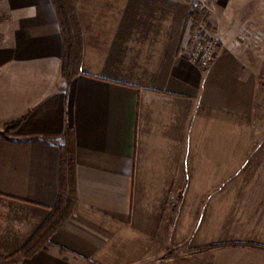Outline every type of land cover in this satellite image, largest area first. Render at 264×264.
<instances>
[{
	"label": "crops",
	"instance_id": "0c3cea01",
	"mask_svg": "<svg viewBox=\"0 0 264 264\" xmlns=\"http://www.w3.org/2000/svg\"><path fill=\"white\" fill-rule=\"evenodd\" d=\"M73 2L84 55L82 73L67 83L51 0H0V133L25 118L0 135V258L19 255L55 208L68 130L73 216L45 251L17 264L200 258L163 252L184 245L193 227L207 229L203 216L190 222L191 198L216 203L223 182L239 181L251 164L264 190V0ZM194 7L207 10L221 44L207 70L188 56ZM217 212L211 229L221 231ZM202 235L187 242L204 246ZM217 250L214 264H227Z\"/></svg>",
	"mask_w": 264,
	"mask_h": 264
},
{
	"label": "rangeland",
	"instance_id": "374dc122",
	"mask_svg": "<svg viewBox=\"0 0 264 264\" xmlns=\"http://www.w3.org/2000/svg\"><path fill=\"white\" fill-rule=\"evenodd\" d=\"M207 27L210 29L209 25ZM212 33L215 35L213 30ZM256 122L257 125H263L262 118L258 119L256 117ZM255 158H259L255 162L261 161V150ZM227 168L231 169L230 165ZM258 168L259 166L255 164L248 165L240 174L239 181L236 179L224 181L222 198H216V203L214 196H209L204 199V204H199L198 199L191 198V201H189L190 207H192L190 222L193 223L194 220L196 222L198 218L203 216L205 217L207 229L197 230L193 227L189 231V237L187 236L188 231H185L184 237H188L189 239L186 238L184 245L167 246L165 249L163 248V252L176 254L188 253L201 255V257H193L184 262H175V264H214L213 255L217 249L222 250V252L217 250L219 253H223L227 258L229 257L227 264L232 263L230 261V255H236L238 257L236 259L238 264H264V190L263 182L254 180L255 174L261 172L257 170ZM215 209L217 218L219 217L218 210L222 216L221 231L219 229H211V227L214 228L215 224ZM204 210H206L205 214L201 215V211L203 212ZM198 233L203 234L202 237L206 234L205 240L208 241L206 245L196 246L187 242L188 240H192L193 237H196ZM202 255L207 256L204 258Z\"/></svg>",
	"mask_w": 264,
	"mask_h": 264
},
{
	"label": "trees",
	"instance_id": "16d2710c",
	"mask_svg": "<svg viewBox=\"0 0 264 264\" xmlns=\"http://www.w3.org/2000/svg\"><path fill=\"white\" fill-rule=\"evenodd\" d=\"M56 12L64 42V50L61 64V74L67 83L81 74L83 37L79 23L78 13L73 0H51ZM191 18L196 25L206 24L210 18L205 9L194 7ZM21 118L6 125L0 135L16 130L24 121ZM62 149L60 162L59 197L55 208L48 220L42 225L31 241L23 248L19 255L0 258V264H17L19 257L31 258L36 253L45 251L51 238L62 229L72 218L75 206L78 202L76 181V160L73 133L68 130L66 141Z\"/></svg>",
	"mask_w": 264,
	"mask_h": 264
},
{
	"label": "built area",
	"instance_id": "2783aa9c",
	"mask_svg": "<svg viewBox=\"0 0 264 264\" xmlns=\"http://www.w3.org/2000/svg\"><path fill=\"white\" fill-rule=\"evenodd\" d=\"M220 48V41L212 30L206 24H199L188 56L194 65L207 70L216 61Z\"/></svg>",
	"mask_w": 264,
	"mask_h": 264
}]
</instances>
